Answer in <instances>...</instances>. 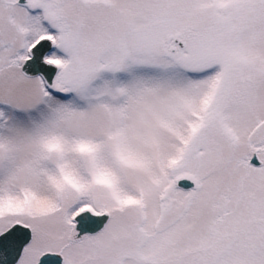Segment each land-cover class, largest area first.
<instances>
[{
  "label": "snow or ice",
  "instance_id": "1",
  "mask_svg": "<svg viewBox=\"0 0 264 264\" xmlns=\"http://www.w3.org/2000/svg\"><path fill=\"white\" fill-rule=\"evenodd\" d=\"M0 264H264V0H0Z\"/></svg>",
  "mask_w": 264,
  "mask_h": 264
},
{
  "label": "water",
  "instance_id": "2",
  "mask_svg": "<svg viewBox=\"0 0 264 264\" xmlns=\"http://www.w3.org/2000/svg\"><path fill=\"white\" fill-rule=\"evenodd\" d=\"M252 162H253V163H258V162L255 160V158H253V161H252ZM181 184H182L183 186H185V187L190 186V182H188V181H182Z\"/></svg>",
  "mask_w": 264,
  "mask_h": 264
}]
</instances>
